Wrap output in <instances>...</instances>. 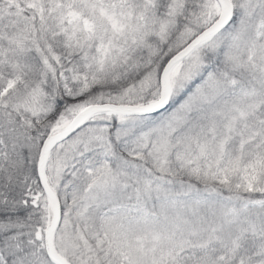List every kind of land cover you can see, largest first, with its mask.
I'll list each match as a JSON object with an SVG mask.
<instances>
[{"label": "snow or ice", "instance_id": "1", "mask_svg": "<svg viewBox=\"0 0 264 264\" xmlns=\"http://www.w3.org/2000/svg\"><path fill=\"white\" fill-rule=\"evenodd\" d=\"M0 264H264V0H0Z\"/></svg>", "mask_w": 264, "mask_h": 264}]
</instances>
